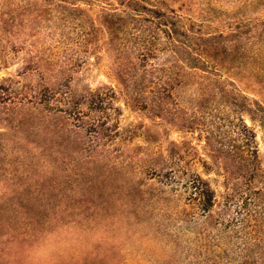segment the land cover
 <instances>
[{"label":"rangeland","instance_id":"obj_1","mask_svg":"<svg viewBox=\"0 0 264 264\" xmlns=\"http://www.w3.org/2000/svg\"><path fill=\"white\" fill-rule=\"evenodd\" d=\"M70 1L0 0V18L12 8H39L44 18L51 16L49 11L71 16L77 5L87 13L85 20L96 19L98 25L89 41L98 46L88 58L80 52V59L86 60L64 73L68 77L64 97L87 94L104 85L112 87L116 97L106 111L108 119L102 120L118 125L105 154H96L87 126L69 127L56 141L10 127L6 119H0V137L13 148L8 156L12 165L0 168V264H242L238 238L234 233L222 234L215 225L224 200L225 168L217 156L221 150H212L207 142L206 129L211 123L220 125L215 132L219 135L215 139H220L226 125L242 116L256 132L264 167V129L247 108L258 98L259 84L235 61L250 54L252 46H259L251 42L254 32L256 41L264 26V0H148L163 11L175 9L182 18L180 29L193 42L192 54L202 51L205 57L204 62L191 64L197 68L177 59L170 49H160L154 59L159 65H179L180 82L173 90L176 115L182 122L192 121V128L169 125L152 110L140 107L132 87L118 75L104 26L101 4H105ZM58 15L53 23H61ZM244 32L247 34L242 35ZM46 33L42 31L40 38ZM23 41L22 32L17 31L0 39V81L11 79L17 90L36 82V73L24 68ZM213 73L231 75L236 89H219L207 78ZM81 108L98 114L85 103ZM22 136L38 139L40 144L25 141V152L19 153L16 148ZM173 145L180 152H195L194 158L188 155L182 164L207 179L217 193L219 203L207 221L206 214L184 198L165 202L164 188L151 172L135 175L109 165L101 156L131 153L136 147L161 162L159 155H166ZM135 198L141 202H134Z\"/></svg>","mask_w":264,"mask_h":264},{"label":"trees","instance_id":"obj_2","mask_svg":"<svg viewBox=\"0 0 264 264\" xmlns=\"http://www.w3.org/2000/svg\"><path fill=\"white\" fill-rule=\"evenodd\" d=\"M88 1L105 4H101L107 22L104 26L119 67L118 75H122L128 86L132 87L140 107L152 110L169 125L192 128V121L182 122L176 115L178 102L173 90L180 82L179 65L176 62L159 65L154 61L162 48L170 49L177 59L190 67L197 68L198 65L191 64L205 61L202 51L192 54L193 42L186 31L179 27L181 15L172 8L163 11L157 7L158 3H148V0ZM39 12V8L33 11L12 8L1 13L4 17L0 18V23H7V27L0 25V39L14 35L16 31L22 32L26 48L21 49L25 48L27 54L24 68L36 73V82L17 90L10 83L11 79L0 81V114H4L0 119H6L10 127L34 132L44 140L56 141L61 138L62 131L69 127L83 129L87 126L92 135V150L96 154H105L103 150L113 141L112 132L118 125L102 120L108 119L109 113L106 111L112 108L115 100L113 88L104 85L87 94L76 96L69 93L64 97V86L68 81L64 73L78 67L80 60H86L80 59V52L88 58L86 55L94 52L98 46L89 41L98 21L94 18L89 22L85 20L87 13L77 5L71 9V16L64 15L62 11L60 15L49 11L51 16L44 18ZM57 15L61 23L52 22ZM254 28L258 30V27ZM42 31H47L44 38L39 36ZM256 33L251 43H258L259 46H252L250 54L240 56L241 59L235 61L237 67L240 65L248 69L252 74L250 76L259 84L256 87L258 98L253 100L252 107L247 108L264 129V26L255 41ZM180 36L185 39L180 40ZM90 44H93L91 49ZM207 78L219 89H236L231 75L213 73ZM84 103L90 111L94 110L98 114L85 113L81 108ZM86 118L88 120H84ZM239 118L237 122L226 125V129L220 132V135L223 133L220 139H215L219 136L215 132L220 129V125L211 123L206 129L207 142L212 150H221L217 156L225 168L224 200L219 204L221 207L215 225L222 234L234 233L238 238L237 248L242 264H264V167L255 130L242 116ZM37 140L22 136L18 140L21 145L16 150L24 153L22 143L26 141L39 145L40 141ZM10 149L13 148L0 137L1 169L13 163L8 157ZM117 149H122V146ZM188 155L194 158L195 152L189 149L180 152L173 145L168 147L166 155H159L161 162H158V157L140 152L136 147L131 148V153L117 151L115 155L106 153L101 156L109 165L135 172V175L151 172L164 188L161 193L165 202L184 198L198 212L206 214L207 221L219 203L217 193L207 179L182 164ZM134 202L140 203L141 199L135 198Z\"/></svg>","mask_w":264,"mask_h":264}]
</instances>
